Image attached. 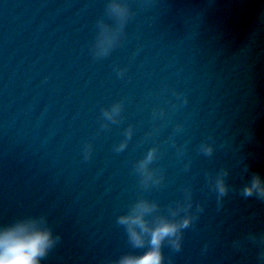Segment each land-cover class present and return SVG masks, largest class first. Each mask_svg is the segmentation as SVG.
<instances>
[{
    "label": "water",
    "instance_id": "95a60500",
    "mask_svg": "<svg viewBox=\"0 0 264 264\" xmlns=\"http://www.w3.org/2000/svg\"><path fill=\"white\" fill-rule=\"evenodd\" d=\"M107 2L0 0V225L45 214L61 241L42 264H106L143 252L116 224L130 203L155 201L166 215L190 186L204 211L184 230L181 252L163 247L165 264L169 256L172 264H255L257 248L241 252L232 241L264 230V203L229 192L217 211L204 173L225 167L226 182L239 187L236 161L248 152L264 175L255 140L236 155L218 146L238 143L246 128L264 145V0H123L132 13L124 35L96 58L97 21L112 23ZM115 102L119 122L105 121L101 109ZM209 134L217 138L210 157L197 150ZM152 147L162 181L141 189L133 165Z\"/></svg>",
    "mask_w": 264,
    "mask_h": 264
},
{
    "label": "clouds",
    "instance_id": "9594fccd",
    "mask_svg": "<svg viewBox=\"0 0 264 264\" xmlns=\"http://www.w3.org/2000/svg\"><path fill=\"white\" fill-rule=\"evenodd\" d=\"M106 16L112 21L107 23L104 19L97 21V36L92 46V54L96 58L109 55L110 51L120 42L124 35L125 25L132 15L128 5L123 0H108L105 7ZM124 69H118L117 75L122 76ZM179 96V94H177ZM187 103V98L183 99ZM123 109L122 102H115L110 108H102V116L105 121L118 123ZM156 116L157 113L153 112ZM163 117L161 110L158 113ZM102 128L108 124L103 123ZM179 129V125H177ZM244 137L238 143H233L232 138L221 140L219 147L231 151L233 155L240 153L245 142L256 141L264 147L257 139L251 128L243 129ZM125 139L114 146L117 153L123 151L132 137V128L129 126L124 132ZM217 138L209 134L206 141L198 146V151L205 156H212ZM91 144L83 146L84 159L88 160L91 154ZM250 155L255 153H240L236 161L242 164L241 178L244 183L239 187L226 182L229 170L221 167L214 173L205 171L206 191L215 193L217 211L223 206V199L229 192L238 193L242 198H255L264 203V175L251 168L248 161ZM157 157V148H149L142 159L133 165V171L139 177V187L149 189L158 187L161 184L162 176L151 165ZM189 167L185 165V169ZM245 174L247 178L245 179ZM183 197L174 204L167 206V214H162L160 205L155 201L145 198H138L128 205L127 211L116 217V224L123 226L129 245L134 249H143L140 254L125 253L117 259H109L106 264H165L163 247L167 246L172 252L182 251L184 230L195 228V222L204 211L201 203L193 205L192 189L185 186ZM61 241V235L53 232L45 214L27 215L13 219L10 223L0 225V264H42V261L49 257V254ZM255 246L257 253L255 264H264V230L259 232H248L244 237L232 241V246L241 252H246L249 246ZM207 243L203 251H207ZM167 264H172V257L169 256Z\"/></svg>",
    "mask_w": 264,
    "mask_h": 264
}]
</instances>
